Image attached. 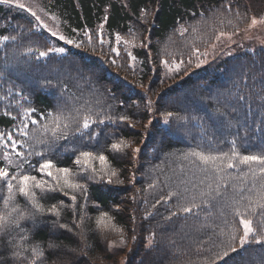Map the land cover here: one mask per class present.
<instances>
[{
    "label": "trees",
    "instance_id": "16d2710c",
    "mask_svg": "<svg viewBox=\"0 0 264 264\" xmlns=\"http://www.w3.org/2000/svg\"><path fill=\"white\" fill-rule=\"evenodd\" d=\"M24 2L31 3L33 10L53 30L83 46L64 44L43 32L33 34L29 31L33 18L27 12L0 5V35L17 34L23 29L15 45L6 42L0 46V132H11L16 139L25 141V137L18 135L21 106L35 108L33 118L55 112L58 105L73 115L76 109L83 112L90 107L94 118L99 112L100 118L105 119L104 124L96 123L91 128L96 139L86 135L60 140L46 155L58 167L69 168L77 178L83 174L74 163L78 155L76 149L91 150L94 155L103 154L107 158L103 168L98 160L90 161V167L94 166L99 172L94 180H79L85 183L87 193L77 192L75 205L59 192L42 201L45 209L58 205L59 220L45 211L35 227L31 221L21 222L31 229L29 241L24 245L29 249L28 254L33 246L40 249L43 255L36 264L42 261L43 264H120L122 258L123 264H205L209 256L221 250V241L227 238L221 234V229L239 228V218L226 205L238 198L241 190L245 196H255V191L264 183L259 174L252 176V169L257 166L245 165L236 159L232 161L234 167L228 168L227 157L218 161L224 182L222 195L193 209L192 214H178L166 220L165 217L176 210L177 198L173 197L167 204L163 200L156 204V201L169 191L183 192L185 187L191 188L193 183L204 179L199 161L194 157L182 158L193 149L231 155L232 141H235L236 151L242 155L260 154L264 150V51L213 58L188 75L171 81L163 78L161 61L186 63L190 58L193 60V49L207 50L221 31L242 32L251 18H264V0ZM237 12L242 19H236ZM229 19L232 24L228 23ZM181 28L187 29L183 35ZM117 35L122 42L134 43L130 51L134 60L119 50V56L111 51ZM88 36L92 37L91 44ZM176 38L179 47L168 50ZM45 40L53 47H63L66 53L50 54L39 61L35 55L30 59L21 54L29 45L45 50ZM112 60L116 63L112 64ZM17 91L21 96H16ZM228 93L243 95L245 100L241 102ZM24 96L28 99H23ZM149 100L151 107H148ZM217 109L225 115L220 116ZM168 111L186 120H172L166 125L164 114ZM120 116L128 119L121 121ZM32 129L29 124V133ZM120 141L128 146L117 152L111 145ZM133 148L140 151L133 153ZM11 159L19 161L14 154ZM40 160L41 157H29V163L22 167L27 173L51 183L50 178L34 171ZM0 166L8 167L10 172L18 171L16 163L9 165L3 159V149H0ZM104 171H114L116 176H104ZM109 179L113 182L108 183ZM149 185L155 186L150 188ZM35 191L39 199V190ZM5 195L6 187L0 188V196ZM185 195L190 197V193ZM15 199L24 205L25 198L18 192ZM2 207L3 200H0ZM101 211L109 213L112 219L108 222L105 218L98 226ZM249 216L255 228L264 227V214L259 208ZM74 220L81 225L79 228L73 224ZM59 223L73 227L74 232L59 228ZM117 232L123 233L125 246L114 254L108 246L110 241L122 239ZM17 242L23 243L18 237ZM0 243L4 246L0 253L5 256L3 264H13L7 240ZM50 244L59 248L50 249ZM237 247V253H231L216 264H261L264 261L261 251L264 246L249 244L239 249L237 243ZM16 264H27V261L17 260Z\"/></svg>",
    "mask_w": 264,
    "mask_h": 264
},
{
    "label": "snow or ice",
    "instance_id": "6c2138e0",
    "mask_svg": "<svg viewBox=\"0 0 264 264\" xmlns=\"http://www.w3.org/2000/svg\"><path fill=\"white\" fill-rule=\"evenodd\" d=\"M0 5L9 8L22 9L24 12H27L33 18V21H30L31 27L29 29L33 34H42L43 32L47 33L48 37L54 38L57 41H63L64 44L74 45L77 48L83 46L82 43L77 42L76 40L66 39L58 31L49 27L45 19L33 10V5L31 3H25L24 0H0ZM236 19H242L238 12L236 13ZM228 23L232 24V20L229 19ZM258 23L264 24V18L259 21L255 17L251 18L248 28L251 29ZM232 26L233 28H236V25L233 24ZM73 31H75V29ZM185 31H187V29L181 28V35H183ZM193 31H196V29L194 28ZM236 31L238 32V29H236ZM22 32L23 29L17 34L0 35V46L5 45L6 42H13L15 45L18 36H20ZM235 34L236 32L228 33L221 31L215 39L220 41L221 37H227V39L231 40L232 36ZM115 39L117 43H119L121 37L117 35ZM88 41L89 44H91V36H88ZM44 43L45 50H39V48L29 45L24 48V51L21 54L30 59L35 55V59L39 61L49 57L50 54L62 55L65 51L63 47H53L48 45L46 40ZM100 43L103 44V40H101ZM142 46L146 47L147 45ZM212 47L215 49L216 45H213ZM111 51L119 56L117 48L113 47L111 48ZM193 53L197 60V67H200L209 55L207 51L201 53L198 48L193 49ZM128 55L133 60L135 59L130 52ZM111 62L112 64L116 63L115 60H112ZM191 62L190 58L188 63ZM161 63L165 64L167 62L162 60ZM183 64V60L179 61V63L173 62V65L169 67V71L174 69L176 72H179ZM9 94H11V89H9ZM228 95L241 102L245 100L243 95L237 96L232 93H228ZM16 96H21V92L17 91ZM22 98L25 100L28 99L27 96ZM262 99H264V97H262ZM97 102L99 103V100H97ZM21 107L23 108V111L20 118L21 127L18 129V135L25 137V141L21 142L16 139L11 132H0V149H3V159L7 161L9 165L16 163V168L18 169L16 172H10L8 167L0 166V188L6 187L7 189V195L0 196V200H3V207L0 208V241L7 240V243L11 248L13 264H16L17 260H20L21 262L26 260L27 264H36V261L41 255H43V253H41L38 247L33 246L31 247L30 255L28 254L29 249L24 245L29 241L28 233L31 229H27L21 222L31 221L33 227H35L38 222V217H42L45 214V211L47 214L55 216L57 220H59L61 211L58 205L53 204L51 207L45 209V205L42 201L49 195L59 192L67 197L72 202V205H75L78 199L76 193H87L85 183H81L79 180H94L99 172L94 166L90 167V161L98 160L102 168L107 164V158L103 154L94 155L91 150L76 149L78 155L76 156L74 163L77 166V170L83 174L77 178L69 168L58 167L54 164L53 160L48 158L46 153L52 152L58 146L60 140L67 141L72 137L83 138L86 135L89 139H96L95 135L91 133V128L96 123L104 124L105 119L100 118L101 114L99 112L95 113L94 118L93 111L90 107L83 112H81L80 109H76V114L73 115L71 112H66L63 106L58 105L55 112H48L46 116H38L37 118H33V113H36L35 108L31 106ZM148 107H151L150 100L148 102ZM217 113L220 116L225 115V113L220 112L219 109H217ZM5 115L11 116L12 113L5 112ZM12 118L16 119L15 116ZM106 118L112 120L111 116H107ZM119 119L125 121L128 117L120 116ZM172 120L183 122L186 120V117L172 111L166 112L164 114V123L167 125ZM42 121L43 123H41ZM149 123H151V121H149ZM29 124L33 126L31 133L28 131ZM262 142H264V137H262ZM40 145H43L44 148L40 149ZM127 146L128 145H126L124 141H120L119 144L111 145L112 149L117 152H119L121 148H126ZM132 151L133 153H138L140 149L133 148ZM12 154L19 158L18 162H14L11 159ZM32 156L41 157V160L37 162L38 167H35L34 171L39 172L42 177L50 178L51 183L49 180L38 179L36 175L29 174L23 169L22 165L28 164L29 157ZM190 157H194L199 161V170L205 174L204 179L200 180L198 184L193 183L191 188L185 187L183 192L169 191L166 196H162L160 200L156 201V204H159L161 200L167 204L173 197L177 198L176 210L172 211L168 217H165L166 220L170 221L172 217H176L178 214H192L193 209L199 208L201 205H207L212 200H215L222 195L221 184L224 183L221 179L222 168L218 166L217 162L223 161L225 157L228 158V168L234 167L232 161L236 159H239L240 163L245 165H256L257 167L252 169V176L255 178V176L259 174L261 180L264 181V150H261L260 154L242 155L236 151V142L232 141L231 155L224 152L217 155L213 154L211 150L205 152L204 150L193 149L190 152L185 153L182 158L188 159ZM53 169H55V172H53ZM103 175L115 177L116 172L104 171ZM107 182L112 183L113 181L109 179ZM180 183L184 184L190 182L181 181ZM154 186L155 185H149L150 188ZM177 188H179V185H177ZM37 189L39 190V199L37 198L38 194L35 191ZM248 191L252 192L253 189H248ZM17 192L25 198L23 206L17 203L15 199ZM188 193H190V197L189 195H185ZM242 193L243 190L238 194V198H234L231 204L226 205L227 207L232 208L234 216L239 218V228L233 230L229 227L227 231L223 228L221 229V234L227 238L221 241V250L209 256L205 261V264H216L217 261L230 257L231 253H237V243L239 249H244V247L249 244L264 246V227L259 229L255 228L253 220L249 216L250 213L255 214L257 208H259L261 213L264 214V183H262L259 189L255 191V196H245ZM244 200L247 201L246 204L241 203V201ZM63 203V201L60 202L61 205H63ZM156 204L153 205L154 208L156 207ZM236 205H239V207ZM105 218H107L108 222L112 219L109 213L101 211L100 217L97 220V225L99 226L103 223ZM83 220L84 214L81 212L80 221L83 222ZM73 224L76 228L81 226L76 223L75 220L73 221ZM59 228L67 229L69 232H74L75 230L73 227H69L64 223H59ZM241 229L242 233L240 232ZM114 230L119 231V229ZM121 236V243L123 244L125 242L123 239V233H121ZM17 237L19 238V241L23 243H18ZM135 239L136 237L133 236V241H135ZM149 244H152L151 240L149 241ZM108 247L111 248L112 245L109 244ZM49 248L58 249L59 246L50 244ZM3 251L4 246L0 243V253H3ZM261 251L264 252V247L261 248ZM4 260L5 256L0 255V264H3ZM41 264H43V261ZM261 264H264V261H262Z\"/></svg>",
    "mask_w": 264,
    "mask_h": 264
},
{
    "label": "rangeland",
    "instance_id": "374dc122",
    "mask_svg": "<svg viewBox=\"0 0 264 264\" xmlns=\"http://www.w3.org/2000/svg\"><path fill=\"white\" fill-rule=\"evenodd\" d=\"M255 18L258 21L262 19L261 17H255ZM102 25L103 23L99 27L101 28ZM194 38L195 37H191L190 39H194ZM130 39L133 41V38H130ZM98 41H100V37H98ZM177 41H178L177 38L172 40V43L169 45L168 50L173 51L174 49H177V47H179V44ZM133 45H134L133 42H128V41L122 42L120 40L119 43H117V41L115 42L114 47L117 48V50L125 54H128L131 51V48L133 47ZM213 45H216L215 49H213L212 47ZM256 50L264 51V24H260V23H258L255 27L251 29H249L247 26V28L244 29L242 32H238L235 35H233L231 40L227 39V37H221V40L217 41L214 38L213 42L208 46L207 50H205L209 53V55L207 56V59L200 66L208 63L213 58L230 57L237 53H242L245 51H256ZM205 51H202L201 53ZM65 53L66 51H64L63 54ZM191 61H192L191 63H188V62L184 63L179 72H176L174 69L172 71H169V67L173 65L174 61L163 64V78L169 81L178 80L181 77L188 75L193 69L199 68L196 66L197 60H196L195 55H194L193 60ZM176 63H179V62H176ZM117 233H121V232H117ZM109 244L112 245V247L109 249L114 254L118 253L120 249L125 246V242L122 244L120 238H117V240H114V241H110ZM120 264H123V258Z\"/></svg>",
    "mask_w": 264,
    "mask_h": 264
}]
</instances>
